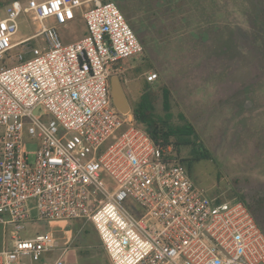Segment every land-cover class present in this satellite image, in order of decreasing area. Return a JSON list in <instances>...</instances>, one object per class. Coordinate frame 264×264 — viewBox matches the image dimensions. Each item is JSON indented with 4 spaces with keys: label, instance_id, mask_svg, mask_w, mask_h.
<instances>
[{
    "label": "built area",
    "instance_id": "built-area-1",
    "mask_svg": "<svg viewBox=\"0 0 264 264\" xmlns=\"http://www.w3.org/2000/svg\"><path fill=\"white\" fill-rule=\"evenodd\" d=\"M101 1L0 7V63L10 62L0 65V264H66L69 221L93 226L109 264H264L247 206L208 199L171 143L113 106L118 62L144 50L116 3ZM33 220L63 224L64 238L20 237Z\"/></svg>",
    "mask_w": 264,
    "mask_h": 264
},
{
    "label": "rangeland",
    "instance_id": "rangeland-1",
    "mask_svg": "<svg viewBox=\"0 0 264 264\" xmlns=\"http://www.w3.org/2000/svg\"><path fill=\"white\" fill-rule=\"evenodd\" d=\"M9 1L0 0V7ZM112 1L143 44V55L118 62L131 110L142 94L144 75L156 73V80L149 84L158 85L155 118L161 124L190 125L194 132L190 139L196 141V146H178L174 156L208 199L220 204L243 201L264 231V23L260 4L256 0ZM31 32L33 28L22 19L18 34ZM1 64L10 66L7 58ZM162 86L170 93L167 112L162 107ZM174 142L171 138V145ZM199 145L208 159H194ZM62 225L28 221L18 235L27 238L49 232L62 239ZM66 228L73 238L66 264H109L91 224L69 221Z\"/></svg>",
    "mask_w": 264,
    "mask_h": 264
},
{
    "label": "trees",
    "instance_id": "trees-1",
    "mask_svg": "<svg viewBox=\"0 0 264 264\" xmlns=\"http://www.w3.org/2000/svg\"><path fill=\"white\" fill-rule=\"evenodd\" d=\"M256 1L260 4L261 18L264 23V0H256ZM113 2L116 3L115 1ZM116 5L118 6L117 3ZM157 87L158 85H156L155 87H151L145 81L142 82L141 85L142 94L140 96L139 101L132 107L131 110V115L133 116V120L135 124L141 129H143L155 144H169L171 143V138H174L175 142L172 144L174 145L175 149L178 146H184V147L196 146V141L190 139V137L194 133L193 128L190 125L184 124L182 126H172V125H168L165 122H162L163 124L158 123L157 119L155 118L156 117L155 105L158 100V94H159ZM160 91L162 98V107L164 111L167 112L170 107V93L168 89L164 86L161 87ZM199 148H200L199 152L196 156H194V159L196 160L208 159V155L202 152L203 148L200 147V145ZM248 210L255 219L253 212L249 208ZM261 231L264 232L262 229Z\"/></svg>",
    "mask_w": 264,
    "mask_h": 264
},
{
    "label": "water",
    "instance_id": "water-1",
    "mask_svg": "<svg viewBox=\"0 0 264 264\" xmlns=\"http://www.w3.org/2000/svg\"><path fill=\"white\" fill-rule=\"evenodd\" d=\"M109 83L110 97L113 106L123 115L131 113V106L123 90L120 78L117 75H112Z\"/></svg>",
    "mask_w": 264,
    "mask_h": 264
}]
</instances>
